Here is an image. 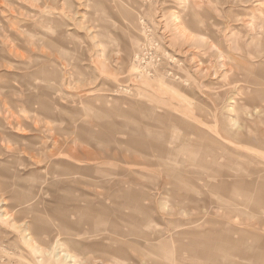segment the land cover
Returning a JSON list of instances; mask_svg holds the SVG:
<instances>
[{
	"label": "rangeland",
	"instance_id": "obj_1",
	"mask_svg": "<svg viewBox=\"0 0 264 264\" xmlns=\"http://www.w3.org/2000/svg\"><path fill=\"white\" fill-rule=\"evenodd\" d=\"M0 264H264V0H0Z\"/></svg>",
	"mask_w": 264,
	"mask_h": 264
},
{
	"label": "bare ground",
	"instance_id": "obj_2",
	"mask_svg": "<svg viewBox=\"0 0 264 264\" xmlns=\"http://www.w3.org/2000/svg\"><path fill=\"white\" fill-rule=\"evenodd\" d=\"M183 31H184V30H183ZM186 31H188V30H186ZM213 163H214V161H213ZM259 188L262 189V187H256V188H255V191H256V192H260L261 190H260ZM234 192H235V191H234ZM235 193H237V192H235ZM238 194H239V193H238ZM213 250H214V249H213Z\"/></svg>",
	"mask_w": 264,
	"mask_h": 264
},
{
	"label": "crops",
	"instance_id": "obj_3",
	"mask_svg": "<svg viewBox=\"0 0 264 264\" xmlns=\"http://www.w3.org/2000/svg\"><path fill=\"white\" fill-rule=\"evenodd\" d=\"M250 137V136H249ZM253 183V182H252ZM249 186H251V185H249ZM256 186V184L254 183V186L253 187H255ZM236 190H238V189H233V192L234 191H236Z\"/></svg>",
	"mask_w": 264,
	"mask_h": 264
}]
</instances>
